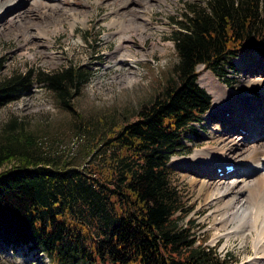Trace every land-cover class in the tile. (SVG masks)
I'll use <instances>...</instances> for the list:
<instances>
[{
	"label": "trees",
	"instance_id": "obj_1",
	"mask_svg": "<svg viewBox=\"0 0 264 264\" xmlns=\"http://www.w3.org/2000/svg\"><path fill=\"white\" fill-rule=\"evenodd\" d=\"M176 24L172 77L133 120L99 133L88 148L95 163L60 166L23 123L3 128L0 248L36 249L50 264H227L229 255L220 256L197 239L191 223H182L190 210L168 163L187 150L188 135L198 136L211 107L197 67L230 85L239 53L264 49V0L191 3ZM88 79L72 64L16 71L0 78V108L40 85L74 113L70 100Z\"/></svg>",
	"mask_w": 264,
	"mask_h": 264
},
{
	"label": "rangeland",
	"instance_id": "obj_2",
	"mask_svg": "<svg viewBox=\"0 0 264 264\" xmlns=\"http://www.w3.org/2000/svg\"><path fill=\"white\" fill-rule=\"evenodd\" d=\"M7 1L0 0L2 5ZM43 1L54 4L53 0ZM60 1L58 8L38 5V9L37 5L24 1L16 2L18 4L14 3L0 11V78L16 71L25 72L32 69L52 72L71 64L79 66L88 73L89 79L70 100L75 112L61 107L53 92L40 85L35 86L29 94L0 108V132L12 121L23 123V131L34 137L36 141H42V149L48 147L49 152L60 162V166L65 164V167L69 168H83L88 161L91 163L97 161V158L93 159L88 148L99 133L107 131L108 127L112 130L117 125L133 120L135 112L142 105L149 104L163 84L172 77L176 56L171 35L177 29L176 22L182 19L189 4H200L204 0H165V3L151 0L152 7L147 10L143 9L141 3L135 4L138 0H130L135 4L132 3L131 7H122L121 0ZM127 8H132L150 19V26L147 25V30L142 32L143 42L133 32L129 34L134 41L124 40L127 42L124 46H127L126 48H129L136 58L131 60L133 66L128 58H123L122 53L120 54L123 62H119L117 58L113 60L116 56L113 53L118 47L119 36L116 33L117 28L109 25L116 10L121 13L126 12ZM0 9H2L1 5ZM28 9L30 12L27 13ZM19 10L25 12L23 16H27L26 22L21 25L14 20L7 23L8 27H6V20L13 17L15 12H20ZM44 10H49L46 13L51 14L52 17H47ZM73 21L74 25L70 27L68 22ZM41 26H47L51 39L45 36L34 38L39 34L38 29H42ZM159 27L163 30H158ZM26 36L33 37L30 39ZM124 62H128L129 65ZM233 63L235 70L229 72L228 76L230 85L205 70L203 66H199L200 69L197 67V83L211 97V107L203 117L202 125L198 127V136L188 135L190 138L184 142L187 150L174 154L168 166L171 171V183L190 210L182 219V223H191L192 232L197 239L210 247L215 246L220 256L229 255L227 264H241L254 254L250 240L247 239L246 243L242 242L239 236L214 240L216 232L224 233L225 229H230L234 224L229 223L218 231L211 227L210 213L214 206L203 205V197L198 194L200 181L205 180V174L201 170L184 167L187 164L191 165L189 162L186 163V160L195 158V154L201 149H206L208 146L221 147L218 134L214 131L211 133V130L219 125L224 117L238 118L237 111L229 110L222 115L221 111L216 110L215 95L203 83L209 82L207 73L228 87H226L228 95L237 94L231 92L237 91L253 96L257 101L261 99L262 93L260 94L258 85H244L242 82L247 76L250 80L256 81L264 76V49L253 48L242 51ZM256 70L263 75L252 73ZM239 102L243 108L245 103ZM230 132L228 130L227 133ZM235 135L240 134L237 132ZM228 143V140H225L223 144ZM250 143L248 142V145ZM249 146L241 145L233 148L231 152L228 151L227 160L236 159ZM183 157L185 160L182 159ZM224 171L225 168L223 172L216 170L217 175L220 176ZM192 178L196 182H193ZM0 249V264H40V262L50 264L48 257L41 252L34 253L21 248L18 249L17 255L11 253L5 255V247L1 245Z\"/></svg>",
	"mask_w": 264,
	"mask_h": 264
},
{
	"label": "bare ground",
	"instance_id": "obj_3",
	"mask_svg": "<svg viewBox=\"0 0 264 264\" xmlns=\"http://www.w3.org/2000/svg\"><path fill=\"white\" fill-rule=\"evenodd\" d=\"M24 1H28L32 5H39L45 8L46 6L58 8L61 4L60 0H53L54 4H48L43 0ZM24 1L8 0L4 3V5L0 2L2 8L0 11L4 10L5 7L13 5L14 3L18 4ZM121 1L122 7H131V4L133 3L130 0ZM150 1L151 0H138V2L135 1V4L141 3L143 5V9L147 10L152 7L150 5ZM159 1L163 3L166 2L165 0ZM127 9L128 10H126V12L122 11L121 13L116 10L115 15L109 21V25L117 28L116 33H118L119 36L118 47L113 53L116 56L113 57V60L117 58L120 62L123 58H128L129 63L132 65L133 61L131 60H135L136 58L133 56L134 54L130 51V49L128 48V50L126 48L127 46L124 45H127V42L134 41L129 34L131 32L138 35L140 41L143 42L144 38L142 37V32L147 30V25L150 26V19L148 16L140 15L137 11L135 12L132 8ZM48 11L49 10H44L45 13ZM28 12H30L29 9L27 10V13ZM51 12L53 11L51 10ZM24 13L25 12L22 11L15 12L14 16L7 19L5 24L10 21L17 20L16 22L21 23L22 25L23 22H26L28 19L27 16H23ZM50 15L47 14V17L51 18L52 16ZM139 18H141V20ZM68 24L70 27H73L74 21L68 22ZM6 27H8V24ZM157 29L163 30L160 27ZM47 30V26H43L42 29L39 28V34L35 35L34 38H37L36 36H38V38L45 36L51 39ZM124 40L127 42H124ZM158 42H161L160 39ZM154 45L155 44H153V46ZM120 53L124 55L123 58ZM131 54L132 56H129ZM143 57H145V55ZM124 63L129 65L128 62ZM252 73L263 75L260 74L261 72L258 70L252 71ZM207 76V81L209 82L204 81L203 83H205L208 90L213 91L215 95L216 110L221 111L222 115H225L226 111L229 112V110L231 112L237 111L236 114L238 118L231 119L224 117L223 121H221L219 125L216 124L218 127H213L214 129L212 128L211 133L214 131L218 134L217 138L221 147L215 148L213 146H208L206 149H201V151L195 154V158L191 157L186 160V163L189 162L191 165L187 164L184 167L198 169L205 174V180L200 181L198 194L203 197V205L214 206L213 211L210 213L212 220L211 227L218 231L220 228H225L229 223L234 224L230 229H225L224 231L226 232L224 233L216 232L214 240H217L218 238H228L230 236H239L242 239V242L245 241L246 243V240L248 239L251 242L254 254L251 256L252 258L248 257L241 264H264V92L262 91L264 90V76H261L263 79L261 78L257 81L255 79L250 80V77L247 76L242 82L244 85H258L260 87V94H262L259 101H257V99L253 96L241 94V92L237 91H231L230 89H228V91L236 92L237 94L234 93L228 95L226 93L227 86L225 87L216 78L209 75V73L206 74V77ZM246 96L249 97L246 98ZM239 101H243L245 103L243 108L241 107ZM230 126L231 128H229ZM228 130L231 132L227 133ZM242 130H244V132ZM224 131L226 133H224ZM237 132H239L240 135H235ZM260 139L263 140L260 141ZM225 140H228L229 142L227 145L223 144ZM248 142H251L249 144L250 146L248 145ZM241 145L249 147H246L241 155L239 154L236 159L232 161H229L230 159L227 160V152H231L233 148H238ZM182 159L185 160L184 157ZM228 164L233 165L234 170L229 173L224 171L222 176L217 175L216 170L219 169L223 172L225 166ZM192 181L196 182L193 178Z\"/></svg>",
	"mask_w": 264,
	"mask_h": 264
}]
</instances>
